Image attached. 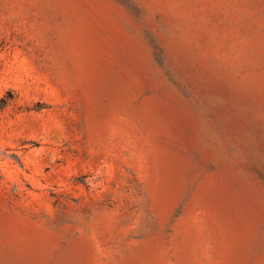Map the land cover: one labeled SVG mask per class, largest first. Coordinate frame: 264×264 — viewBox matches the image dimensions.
Returning <instances> with one entry per match:
<instances>
[{
  "label": "rangeland",
  "instance_id": "rangeland-1",
  "mask_svg": "<svg viewBox=\"0 0 264 264\" xmlns=\"http://www.w3.org/2000/svg\"><path fill=\"white\" fill-rule=\"evenodd\" d=\"M0 264H264V0H0Z\"/></svg>",
  "mask_w": 264,
  "mask_h": 264
}]
</instances>
